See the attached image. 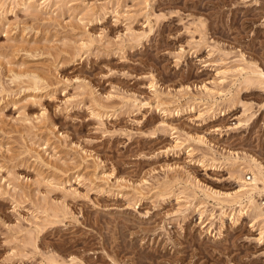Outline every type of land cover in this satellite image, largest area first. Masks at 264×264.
I'll list each match as a JSON object with an SVG mask.
<instances>
[{
    "label": "rangeland",
    "instance_id": "obj_1",
    "mask_svg": "<svg viewBox=\"0 0 264 264\" xmlns=\"http://www.w3.org/2000/svg\"><path fill=\"white\" fill-rule=\"evenodd\" d=\"M251 157L264 0H0V264H264Z\"/></svg>",
    "mask_w": 264,
    "mask_h": 264
},
{
    "label": "bare ground",
    "instance_id": "obj_2",
    "mask_svg": "<svg viewBox=\"0 0 264 264\" xmlns=\"http://www.w3.org/2000/svg\"><path fill=\"white\" fill-rule=\"evenodd\" d=\"M28 76L31 77L34 83V89H37L39 87L38 82L41 78L39 79V77L34 74H28ZM240 158L241 157L237 156L235 159ZM240 161L241 160H239V162ZM240 165H243V169H246V172H249L252 175L250 178H248V180H250L251 182H247L243 177H238L239 182L241 183L238 191L234 193L217 194L216 197L212 198L220 206H229L236 208L240 207V210L242 212L244 209L250 210L254 206V196L257 193H261V191L264 189V166L261 164V162L253 157L246 160V162L244 161V163H241ZM260 185H263V188H261ZM246 199L248 200L247 204H245Z\"/></svg>",
    "mask_w": 264,
    "mask_h": 264
}]
</instances>
